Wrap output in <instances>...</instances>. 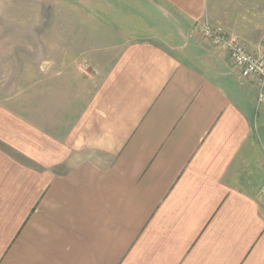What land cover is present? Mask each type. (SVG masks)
<instances>
[{
    "label": "crops",
    "instance_id": "0c3cea01",
    "mask_svg": "<svg viewBox=\"0 0 264 264\" xmlns=\"http://www.w3.org/2000/svg\"><path fill=\"white\" fill-rule=\"evenodd\" d=\"M62 4L55 100L0 102V264H264L254 81L191 36L258 54L264 0Z\"/></svg>",
    "mask_w": 264,
    "mask_h": 264
},
{
    "label": "rangeland",
    "instance_id": "374dc122",
    "mask_svg": "<svg viewBox=\"0 0 264 264\" xmlns=\"http://www.w3.org/2000/svg\"><path fill=\"white\" fill-rule=\"evenodd\" d=\"M62 1L0 0V102L30 109L36 117L43 103L49 108L55 100L56 70L42 63L56 56L46 58L45 42L51 40L47 31L55 29L58 13L71 12ZM191 36L204 49H214L200 31ZM253 109L264 144V105L254 98Z\"/></svg>",
    "mask_w": 264,
    "mask_h": 264
},
{
    "label": "built area",
    "instance_id": "2783aa9c",
    "mask_svg": "<svg viewBox=\"0 0 264 264\" xmlns=\"http://www.w3.org/2000/svg\"><path fill=\"white\" fill-rule=\"evenodd\" d=\"M201 34L215 46H227L230 59L245 79H252L257 95V104L264 105V48L252 53L237 39L231 38L221 27H213L208 23L200 25Z\"/></svg>",
    "mask_w": 264,
    "mask_h": 264
}]
</instances>
